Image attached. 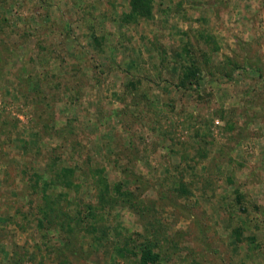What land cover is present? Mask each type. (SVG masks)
Instances as JSON below:
<instances>
[{"label": "rangeland", "instance_id": "rangeland-1", "mask_svg": "<svg viewBox=\"0 0 264 264\" xmlns=\"http://www.w3.org/2000/svg\"><path fill=\"white\" fill-rule=\"evenodd\" d=\"M137 2L0 0V264H264V0Z\"/></svg>", "mask_w": 264, "mask_h": 264}, {"label": "trees", "instance_id": "trees-1", "mask_svg": "<svg viewBox=\"0 0 264 264\" xmlns=\"http://www.w3.org/2000/svg\"><path fill=\"white\" fill-rule=\"evenodd\" d=\"M136 1V0H135ZM138 2H137V6H141L142 8L144 7L145 9H146V0H137ZM132 7H135V5H133L132 4ZM133 10H135V12H136V9H133ZM187 76H190V77H193V74H192V72H190V73H188L187 74ZM186 76V77H187ZM194 81V80H193ZM181 85H182V83H181ZM56 180V179H55ZM52 184H54L55 185V182H54V180H52V178H50L49 180H48V182H46L45 184H44V187L45 188H48L50 185H52ZM43 187V194H45V188ZM149 253L150 252H148V251H143L142 250V253H141V256H140V262L141 263H143V262H145V259H147V258H149Z\"/></svg>", "mask_w": 264, "mask_h": 264}]
</instances>
